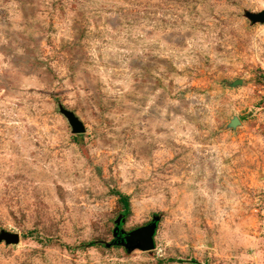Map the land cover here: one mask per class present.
I'll return each instance as SVG.
<instances>
[{
    "label": "rangeland",
    "instance_id": "374dc122",
    "mask_svg": "<svg viewBox=\"0 0 264 264\" xmlns=\"http://www.w3.org/2000/svg\"><path fill=\"white\" fill-rule=\"evenodd\" d=\"M262 10L0 0V264H264Z\"/></svg>",
    "mask_w": 264,
    "mask_h": 264
},
{
    "label": "water",
    "instance_id": "95a60500",
    "mask_svg": "<svg viewBox=\"0 0 264 264\" xmlns=\"http://www.w3.org/2000/svg\"><path fill=\"white\" fill-rule=\"evenodd\" d=\"M247 16L252 22H264V10L260 12H248ZM241 82L242 80L238 79L233 81V84H237ZM64 113L69 119V122L72 125V130L74 133H81L85 131V127L83 123L77 117H75L71 111L65 110ZM239 123L240 120L238 117H234L231 120V125L233 126ZM157 219L158 217H155L147 225L123 235L121 240L125 243L127 247H133L138 245L144 250L154 248V234L157 227V222H156ZM2 240H5L7 243H16L19 241V235L18 233L3 231L0 233V241Z\"/></svg>",
    "mask_w": 264,
    "mask_h": 264
},
{
    "label": "trees",
    "instance_id": "16d2710c",
    "mask_svg": "<svg viewBox=\"0 0 264 264\" xmlns=\"http://www.w3.org/2000/svg\"><path fill=\"white\" fill-rule=\"evenodd\" d=\"M116 194H117V197H118V201L121 202V204L123 205V207L125 209L124 210L125 212H123V213L126 214L128 212V210H129V207H130L129 196L124 194V193H122V192H119V191H117ZM86 245L95 246V242L90 241V242L86 243Z\"/></svg>",
    "mask_w": 264,
    "mask_h": 264
}]
</instances>
